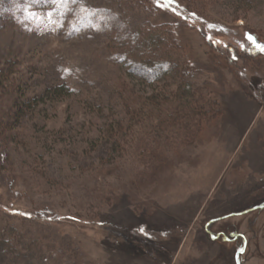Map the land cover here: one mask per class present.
<instances>
[{"label":"rangeland","instance_id":"rangeland-1","mask_svg":"<svg viewBox=\"0 0 264 264\" xmlns=\"http://www.w3.org/2000/svg\"><path fill=\"white\" fill-rule=\"evenodd\" d=\"M145 19L176 78L126 75ZM257 45L264 0H0V264H264Z\"/></svg>","mask_w":264,"mask_h":264},{"label":"trees","instance_id":"trees-1","mask_svg":"<svg viewBox=\"0 0 264 264\" xmlns=\"http://www.w3.org/2000/svg\"><path fill=\"white\" fill-rule=\"evenodd\" d=\"M137 27L138 30H135L136 36L132 40L127 41L126 36L120 38L119 50H123L121 51V60L123 61V65L126 66V75L133 76L151 84L163 81L168 77L176 78L178 64L171 59L172 53L170 52L174 49L176 41L171 31H166L167 29L163 25L159 26L153 22L149 23L148 19H145ZM127 30L126 28L125 32L127 34H133L132 31ZM229 57L232 58V55L230 54ZM192 87L193 85L189 81L178 85L176 90L177 97L175 98H179L183 102V109L185 111L196 115V112H199L197 111L198 101L201 99L194 89L192 91ZM48 91L51 92V95L69 94L68 88L63 85L52 87L45 92ZM25 101L31 103L30 99ZM149 101L156 103V107L158 106L157 97L153 96ZM24 105L29 106L26 102L18 103V111L22 110ZM185 116L186 114L183 116L178 115L173 120L177 123L179 119L185 120L187 118ZM4 245L11 250L13 249L12 244H9L8 237L4 233H0V258H4L1 254L5 247Z\"/></svg>","mask_w":264,"mask_h":264},{"label":"flooded vegetation","instance_id":"flooded-vegetation-1","mask_svg":"<svg viewBox=\"0 0 264 264\" xmlns=\"http://www.w3.org/2000/svg\"><path fill=\"white\" fill-rule=\"evenodd\" d=\"M262 204H263V203H262ZM259 207H260V206H259ZM263 207H264V206H263ZM217 237H219V235H218ZM223 238H224V240H225V238H227V240L236 239V238H237V234H235V233H231L229 238H228V237H223Z\"/></svg>","mask_w":264,"mask_h":264},{"label":"snow or ice","instance_id":"snow-or-ice-1","mask_svg":"<svg viewBox=\"0 0 264 264\" xmlns=\"http://www.w3.org/2000/svg\"><path fill=\"white\" fill-rule=\"evenodd\" d=\"M249 39L251 38L249 37ZM253 43H255V41H253ZM257 47H259L262 51H264V45H257Z\"/></svg>","mask_w":264,"mask_h":264},{"label":"water","instance_id":"water-1","mask_svg":"<svg viewBox=\"0 0 264 264\" xmlns=\"http://www.w3.org/2000/svg\"><path fill=\"white\" fill-rule=\"evenodd\" d=\"M263 206H264V203L260 205V207H263ZM217 236H212L211 238H216ZM225 240H227V238H225Z\"/></svg>","mask_w":264,"mask_h":264}]
</instances>
